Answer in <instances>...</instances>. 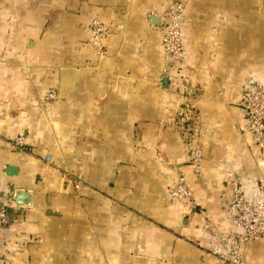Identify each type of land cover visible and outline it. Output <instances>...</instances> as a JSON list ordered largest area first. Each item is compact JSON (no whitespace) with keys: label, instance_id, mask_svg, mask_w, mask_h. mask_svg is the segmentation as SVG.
Wrapping results in <instances>:
<instances>
[{"label":"crops","instance_id":"crops-1","mask_svg":"<svg viewBox=\"0 0 264 264\" xmlns=\"http://www.w3.org/2000/svg\"><path fill=\"white\" fill-rule=\"evenodd\" d=\"M171 1L0 0V264H222L204 223L231 230L232 181L247 195L264 181V134L238 128L245 87L264 85V0H188L174 83L159 52ZM92 18L109 31L101 55ZM49 90L57 98L43 101ZM188 103L198 175L185 162ZM20 133L24 150L11 143ZM177 166L193 206L167 194ZM16 190L32 193L29 206L14 204ZM243 262L264 264V236Z\"/></svg>","mask_w":264,"mask_h":264},{"label":"built area","instance_id":"built-area-1","mask_svg":"<svg viewBox=\"0 0 264 264\" xmlns=\"http://www.w3.org/2000/svg\"><path fill=\"white\" fill-rule=\"evenodd\" d=\"M188 0H173L161 12L159 52L162 58L161 77L174 83L186 64V45L183 28L188 21ZM109 31L98 18H92L88 23L89 44L98 55L103 53V42ZM57 98L55 90H49L43 95V101ZM240 102L247 112L245 122L238 125L242 132L252 134L261 141L264 134V85L257 81L250 82L240 97ZM181 124L185 132L186 147L185 162L191 169V174L200 173L203 152L200 143V128L196 120L193 104L183 106ZM25 135L20 133L12 139L14 147L26 148ZM50 156L45 157L49 162ZM173 179L166 186L167 194L172 201L188 202L195 205L188 175L178 170L173 171ZM78 188V182L74 185ZM231 192L227 203V214L233 228L218 231L212 221L204 223L209 233L208 248L212 255L222 264H244L243 253L247 244L259 241L264 236V181H259L245 194L241 186L232 181ZM9 225V214L4 203H0V245L1 231Z\"/></svg>","mask_w":264,"mask_h":264},{"label":"water","instance_id":"water-1","mask_svg":"<svg viewBox=\"0 0 264 264\" xmlns=\"http://www.w3.org/2000/svg\"><path fill=\"white\" fill-rule=\"evenodd\" d=\"M31 199L32 193L27 190H16L14 194V204L16 206H29Z\"/></svg>","mask_w":264,"mask_h":264}]
</instances>
